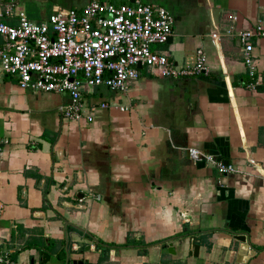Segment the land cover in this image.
<instances>
[{
    "label": "crops",
    "instance_id": "obj_1",
    "mask_svg": "<svg viewBox=\"0 0 264 264\" xmlns=\"http://www.w3.org/2000/svg\"><path fill=\"white\" fill-rule=\"evenodd\" d=\"M47 1L48 15L28 11L31 2L43 11ZM88 1L2 0L0 7L12 4L42 20L57 6ZM141 1L175 17L171 43L155 49L182 65L202 47L206 72L168 78L143 67L127 92L89 88L88 103L118 104L90 122L63 117L69 96L22 89L0 69V250L16 254L13 264H40L49 239L60 243V255L48 253L47 264H66L68 255L69 264H264V86L247 87L239 37L255 30L248 40L264 75V0ZM191 147L236 171L194 162ZM188 230L194 233L183 235ZM129 236L143 244L173 239L97 246L98 239L124 244ZM191 237L198 256L190 254ZM31 239L37 245L27 246Z\"/></svg>",
    "mask_w": 264,
    "mask_h": 264
},
{
    "label": "built area",
    "instance_id": "obj_2",
    "mask_svg": "<svg viewBox=\"0 0 264 264\" xmlns=\"http://www.w3.org/2000/svg\"><path fill=\"white\" fill-rule=\"evenodd\" d=\"M6 18H16L17 22L10 23ZM174 25L175 17L166 7L141 0H89L83 7L57 6L42 20H32L24 10L15 11L12 4H6L0 7V69L13 76L22 89L69 96L68 103L61 107L63 117L91 122L100 110L118 104L88 103L84 91L89 88L105 86L113 92H127L143 67L168 78H189L208 70V56L202 47L182 65L167 51L153 48L169 41ZM257 29L262 33L261 26ZM254 32L239 33L245 43L250 89L264 86V75L257 73L251 54L253 44L248 40ZM217 36L211 34L212 38ZM128 109L120 106L121 111ZM189 156L194 162H211L220 174L236 171L233 164L200 148H189ZM13 263L11 253L0 250V264Z\"/></svg>",
    "mask_w": 264,
    "mask_h": 264
},
{
    "label": "trees",
    "instance_id": "obj_3",
    "mask_svg": "<svg viewBox=\"0 0 264 264\" xmlns=\"http://www.w3.org/2000/svg\"><path fill=\"white\" fill-rule=\"evenodd\" d=\"M191 233H194L190 230L188 231H185L183 235H186V234H191ZM89 237H92L93 238V235L90 234V233H86ZM173 238H168L166 240H162L160 242H155V243H149V244H143L141 241H138V240H134L131 236H129L128 238V241L124 244H113V243H107L105 241H103L102 239H98L97 240V246L103 250H108L109 247H122V248H126V247H129V246H142V247H146L144 245H147V246H151V245H154V244H157V243H166L167 241H170L172 240ZM38 241H34V240H29V243L27 244V246H31V245H37ZM45 249L47 253L49 254H52V253H56L57 255H60V252H59V248H60V243L56 240H53V239H49L48 240V245H45L43 247H41V249ZM258 249H264V246H259ZM63 250V249H62ZM142 252H145L144 250H142ZM16 257V254H13L12 256V259L14 261Z\"/></svg>",
    "mask_w": 264,
    "mask_h": 264
},
{
    "label": "water",
    "instance_id": "obj_4",
    "mask_svg": "<svg viewBox=\"0 0 264 264\" xmlns=\"http://www.w3.org/2000/svg\"><path fill=\"white\" fill-rule=\"evenodd\" d=\"M172 41V37L169 39L168 43H171ZM139 67L141 68L142 66L139 65ZM260 88V87H258ZM190 242H191V251H190V254L191 255H194V256H198L199 255V249H200V244L197 243V239L195 237H191L190 239ZM171 248H173V243L170 242V251H173L171 250ZM45 257L42 258L40 264H47V261L49 259V254L48 253H42ZM70 262V255L67 256V259H66V264H69ZM84 260H77V259H74L72 261V264H84Z\"/></svg>",
    "mask_w": 264,
    "mask_h": 264
},
{
    "label": "rangeland",
    "instance_id": "obj_5",
    "mask_svg": "<svg viewBox=\"0 0 264 264\" xmlns=\"http://www.w3.org/2000/svg\"><path fill=\"white\" fill-rule=\"evenodd\" d=\"M38 2V1H37ZM43 5H44V10L43 11H40L39 10V7H37L36 3H29L27 8H28V11L35 14V15H38V16H41V15H48L50 13V10H51V4L50 2L47 1V3L43 2ZM43 13V14H42ZM43 17V16H42ZM158 47H166V43L162 44V45H154L153 48H158Z\"/></svg>",
    "mask_w": 264,
    "mask_h": 264
}]
</instances>
